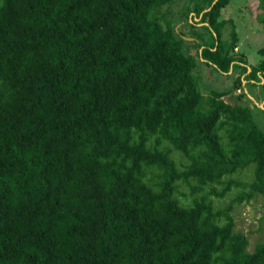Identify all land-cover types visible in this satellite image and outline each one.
Returning a JSON list of instances; mask_svg holds the SVG:
<instances>
[{
	"label": "trees",
	"instance_id": "obj_1",
	"mask_svg": "<svg viewBox=\"0 0 264 264\" xmlns=\"http://www.w3.org/2000/svg\"><path fill=\"white\" fill-rule=\"evenodd\" d=\"M173 1L0 0V264H264L213 202L264 198V129L222 98L264 45L237 52L233 0H185L189 33ZM199 61L231 89L205 96Z\"/></svg>",
	"mask_w": 264,
	"mask_h": 264
},
{
	"label": "rangeland",
	"instance_id": "obj_2",
	"mask_svg": "<svg viewBox=\"0 0 264 264\" xmlns=\"http://www.w3.org/2000/svg\"><path fill=\"white\" fill-rule=\"evenodd\" d=\"M187 2L185 0H174L173 3L162 6L160 14L164 13L168 21H172L175 29H179L182 25L185 28V16L184 6ZM191 16H193L191 14ZM221 16L223 18H231L235 28L238 32L239 42L236 46L237 52H242L245 55L247 63L256 64L259 62L261 56L257 50L264 45V7L258 0H233L223 10ZM198 20V19H197ZM163 22V19H162ZM200 27V25H199ZM200 30H203L199 28ZM189 33L188 29L185 28ZM230 26L224 29L223 36L227 37ZM191 41V40H190ZM187 40L184 43V50L189 51L195 55L196 49L191 46V43ZM197 60L198 56L195 55ZM195 73L199 76V88L201 92L207 96V91L216 88L221 90L231 89L234 75L222 74L216 70L202 64L200 61L197 63ZM242 92L241 99H237ZM223 100L228 103L235 104L241 102L251 108L253 118L256 123L264 129V79L259 83H252L249 81H242V84L238 89L234 88L232 92L224 95ZM176 159H181L179 154H175ZM184 161V160H183ZM248 169H244L238 174H234L231 178H236L242 182H249L250 176ZM217 190L221 188L220 185H213ZM181 190L186 193L189 189L186 186H182ZM240 191H247V188L233 187L228 194L222 198H213L214 205L218 208H222L228 204H232L233 208L231 215L234 219L235 230L242 232L248 241V250H252L256 243H264V198L256 195L252 199H244L242 202H235V196Z\"/></svg>",
	"mask_w": 264,
	"mask_h": 264
},
{
	"label": "water",
	"instance_id": "obj_3",
	"mask_svg": "<svg viewBox=\"0 0 264 264\" xmlns=\"http://www.w3.org/2000/svg\"><path fill=\"white\" fill-rule=\"evenodd\" d=\"M187 38V37H186ZM187 39H190V38H187Z\"/></svg>",
	"mask_w": 264,
	"mask_h": 264
}]
</instances>
